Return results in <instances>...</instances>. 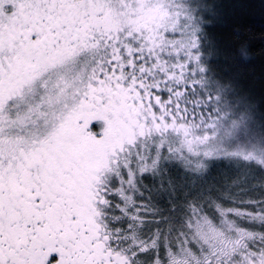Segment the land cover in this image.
<instances>
[{
	"label": "snow or ice",
	"instance_id": "obj_1",
	"mask_svg": "<svg viewBox=\"0 0 264 264\" xmlns=\"http://www.w3.org/2000/svg\"><path fill=\"white\" fill-rule=\"evenodd\" d=\"M217 19L0 0V264H264V79Z\"/></svg>",
	"mask_w": 264,
	"mask_h": 264
},
{
	"label": "trees",
	"instance_id": "obj_2",
	"mask_svg": "<svg viewBox=\"0 0 264 264\" xmlns=\"http://www.w3.org/2000/svg\"><path fill=\"white\" fill-rule=\"evenodd\" d=\"M215 10L222 19L208 26V31L229 50L241 41L248 44L252 55L240 63L250 80L264 79V0H214ZM211 18V17H210ZM216 75L227 81L226 62L215 57L210 62Z\"/></svg>",
	"mask_w": 264,
	"mask_h": 264
}]
</instances>
